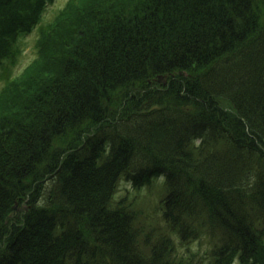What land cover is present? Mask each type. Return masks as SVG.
Wrapping results in <instances>:
<instances>
[{
  "label": "trees",
  "instance_id": "16d2710c",
  "mask_svg": "<svg viewBox=\"0 0 264 264\" xmlns=\"http://www.w3.org/2000/svg\"><path fill=\"white\" fill-rule=\"evenodd\" d=\"M48 1L0 0V67ZM39 33L0 90V264H264V0H67ZM162 175L159 225L112 204Z\"/></svg>",
  "mask_w": 264,
  "mask_h": 264
},
{
  "label": "rangeland",
  "instance_id": "374dc122",
  "mask_svg": "<svg viewBox=\"0 0 264 264\" xmlns=\"http://www.w3.org/2000/svg\"><path fill=\"white\" fill-rule=\"evenodd\" d=\"M66 1L67 0H49L45 6V11L33 31L31 33H27L18 40L20 52H17L14 57L5 59V69L0 67V90L9 78H5L6 75L14 76L18 74L35 57L36 42L40 34V25L42 23L46 24L49 21L51 22L55 14L64 6ZM165 187L164 175L155 178L153 184L150 187H144L140 190V193L137 192L138 190L134 189L128 181L120 179L113 193L112 204L116 205L123 203L120 200L123 201V198L126 196L128 197V200L134 199L135 205L141 210L142 222H145L148 228L151 229L154 227L151 224L159 225L157 221L159 220L160 211H156L158 205L157 203L159 202V197L164 195ZM17 206L15 207L17 208ZM145 231L148 230L145 229Z\"/></svg>",
  "mask_w": 264,
  "mask_h": 264
}]
</instances>
